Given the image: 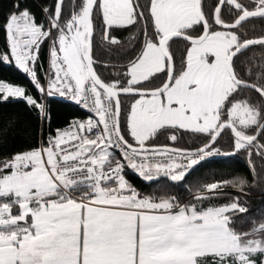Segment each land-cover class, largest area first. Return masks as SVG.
<instances>
[{"label": "snow or ice", "instance_id": "1", "mask_svg": "<svg viewBox=\"0 0 264 264\" xmlns=\"http://www.w3.org/2000/svg\"><path fill=\"white\" fill-rule=\"evenodd\" d=\"M0 64V264H264V0H7Z\"/></svg>", "mask_w": 264, "mask_h": 264}, {"label": "trees", "instance_id": "2", "mask_svg": "<svg viewBox=\"0 0 264 264\" xmlns=\"http://www.w3.org/2000/svg\"><path fill=\"white\" fill-rule=\"evenodd\" d=\"M7 0H0V5L6 4ZM173 51L174 53L179 56L181 54V50L179 45H174L173 46ZM0 78H6L8 80H12V81H22V77L19 73H17L16 71L8 68L7 66L0 64ZM19 110V106L18 105H14V104H8V105H0V129H2L8 122L11 114L14 111H18ZM74 108L68 105H57L54 106V120L59 121L62 120L66 115H68L69 113L74 112ZM21 119H27V117H22ZM21 125L17 124L14 128H10L9 129V137H12V134L14 131H16ZM18 138V137H17ZM161 140L164 139V137H160ZM183 143H187V138H182ZM221 167H223V165L221 163H216L213 165H209L208 166V171H211L213 169H220ZM228 167L235 169L237 171H243L244 170V165L242 160L237 157L235 160L231 161L228 165ZM209 179H211V177H209ZM146 191L148 189H145ZM257 200H259V196H257Z\"/></svg>", "mask_w": 264, "mask_h": 264}]
</instances>
